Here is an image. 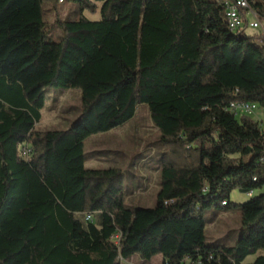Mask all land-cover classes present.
<instances>
[{
	"label": "trees",
	"instance_id": "16d2710c",
	"mask_svg": "<svg viewBox=\"0 0 264 264\" xmlns=\"http://www.w3.org/2000/svg\"><path fill=\"white\" fill-rule=\"evenodd\" d=\"M248 3L264 18V0ZM225 12L224 0H0V264H264V194L238 205L234 244L205 231L206 208L264 187V129L229 110L264 107V46ZM48 87L81 92L67 129L37 127ZM140 103L160 133L153 207L126 204L122 168L86 166L85 140Z\"/></svg>",
	"mask_w": 264,
	"mask_h": 264
},
{
	"label": "rangeland",
	"instance_id": "374dc122",
	"mask_svg": "<svg viewBox=\"0 0 264 264\" xmlns=\"http://www.w3.org/2000/svg\"><path fill=\"white\" fill-rule=\"evenodd\" d=\"M61 16L68 13L71 18L78 17V9L75 4L65 3L58 6ZM68 12V13H67ZM51 14H46L44 19L52 21ZM90 19L100 18V14L85 13ZM50 36L58 39L62 33L53 27H49ZM256 29H248L252 33ZM257 108L251 115L264 129V107L256 103ZM81 92L77 88L48 87L46 89V102L41 110L42 118L38 128L41 130L67 129L81 113ZM242 115H238L241 117ZM160 133L153 125L150 117L149 107L146 103H140L135 115L123 125L110 130L94 134L85 140V152L87 158L94 150L102 160H108L111 166L123 169L124 183L126 188V204L129 207H153L156 205L158 182L160 180V154L159 144ZM102 161L106 167L109 165ZM87 167L91 165L86 163ZM150 184L147 186V183ZM145 186V187H144ZM264 194V187L254 191V195ZM231 204L229 207H216L215 205L206 208L204 215L208 226L213 224V230H205L207 242H213L218 238H224L228 244H234L241 235V209L238 206L246 202V196L235 189L230 195ZM80 218L85 220L82 215ZM95 221L96 219H91ZM208 229V228H207ZM162 255H155L151 260H143L138 255L130 260L122 261V264H162ZM255 259L250 255L244 261L249 264Z\"/></svg>",
	"mask_w": 264,
	"mask_h": 264
},
{
	"label": "built area",
	"instance_id": "2783aa9c",
	"mask_svg": "<svg viewBox=\"0 0 264 264\" xmlns=\"http://www.w3.org/2000/svg\"><path fill=\"white\" fill-rule=\"evenodd\" d=\"M227 2V11L230 12L233 20L237 22V30L247 28L259 29L255 40L264 42V18L252 15L248 7L241 3V0H225ZM252 17V20H249ZM257 108L256 103L234 101L230 104L229 110L238 115H251ZM22 148V156L29 157L31 148L29 145H24ZM86 220H91V216H87ZM118 235H116V238Z\"/></svg>",
	"mask_w": 264,
	"mask_h": 264
},
{
	"label": "crops",
	"instance_id": "0c3cea01",
	"mask_svg": "<svg viewBox=\"0 0 264 264\" xmlns=\"http://www.w3.org/2000/svg\"><path fill=\"white\" fill-rule=\"evenodd\" d=\"M249 11H251V10H249ZM251 14L252 15H256V13L254 12V11H251ZM257 16V15H256ZM249 20H252V17H249ZM248 29H250V28H248ZM247 29V30H248ZM258 33H260V30L259 29H256L255 31H253L251 34H258ZM41 114H42V112H41ZM42 118V117H41ZM41 121V120H40ZM39 124V123H38ZM97 152H99V151H97ZM97 152L94 150L93 152H91L90 153V155H89V159L87 158V155H86V163L88 164H90L91 165V167L90 168H101V167H99V165H103L102 164V161H106V162H109L108 160H102L100 157H98V155H97ZM109 165H107V166H111L112 165V163L110 164V162L108 163ZM149 182V181H148ZM150 184V182L149 183H147V186ZM145 187V186H144ZM159 189H160V180H159V182H158V191H159ZM254 194V192H252L251 194H244L245 196H246V199L248 200L252 195ZM246 200V201H247ZM208 228V229H207ZM213 230L214 229V227H213V224H210V226H208V224H206V230L208 231V230ZM222 241V242H224V243H226V244H228L227 243V241L226 240H224V238L222 239V238H218L217 240H215V241ZM162 262H163V259H162Z\"/></svg>",
	"mask_w": 264,
	"mask_h": 264
},
{
	"label": "bare ground",
	"instance_id": "6f19581e",
	"mask_svg": "<svg viewBox=\"0 0 264 264\" xmlns=\"http://www.w3.org/2000/svg\"><path fill=\"white\" fill-rule=\"evenodd\" d=\"M241 3L244 4L245 6L248 7L249 9V3H248V0H241ZM224 6L226 8V18H227V23L229 25V28L230 29H233V30H237V22L233 20L232 16H230V12L227 11V2L224 0ZM256 44L258 45H261V46H264V42L262 41H257V40H254Z\"/></svg>",
	"mask_w": 264,
	"mask_h": 264
}]
</instances>
